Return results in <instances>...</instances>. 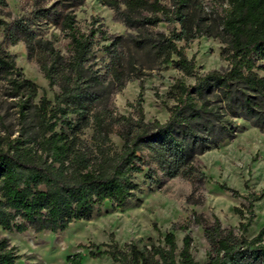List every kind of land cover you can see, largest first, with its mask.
<instances>
[{
    "label": "trees",
    "instance_id": "1",
    "mask_svg": "<svg viewBox=\"0 0 264 264\" xmlns=\"http://www.w3.org/2000/svg\"><path fill=\"white\" fill-rule=\"evenodd\" d=\"M98 1L114 9L126 33H109L97 19L83 29L72 4L62 0L10 21L0 16V75L16 97L20 123L16 136L0 135V264L20 257L1 230L62 231L99 214L105 202L119 208L139 203L140 174L150 181L157 172L200 181L196 157L236 136L234 118L264 130V0H226L210 9L203 0ZM6 7L0 0L1 13ZM41 24L59 28L68 39L65 53ZM201 35L226 44V69L196 73L179 43ZM19 41L49 87H57L53 100L42 94L35 101L39 86L6 48ZM162 64L195 77L193 84L176 79L169 86L167 119L147 121L140 96L132 113H120L114 94ZM251 220L240 221L236 232L215 217L204 227L210 248L202 262L191 253V236L185 233L178 249L173 230L157 241L149 236L122 246L112 240L102 243L104 249L94 245L89 254H107L119 264H264V226L249 238ZM67 262L81 264V255Z\"/></svg>",
    "mask_w": 264,
    "mask_h": 264
},
{
    "label": "rangeland",
    "instance_id": "2",
    "mask_svg": "<svg viewBox=\"0 0 264 264\" xmlns=\"http://www.w3.org/2000/svg\"><path fill=\"white\" fill-rule=\"evenodd\" d=\"M6 1L7 7L3 13L0 12V16L10 21L16 16L29 14L36 5H49L56 0ZM62 1L72 4L76 20L85 30L94 19H97L95 25L100 24L112 34H124L128 30L121 21L115 19L114 9L98 0ZM220 4L225 5L226 0H203L207 9ZM165 26L162 23L158 28L164 29ZM41 28L47 36L51 33L54 35L52 39L55 46L65 53L68 39L59 28L52 24H41ZM1 41L3 36L0 33ZM179 45L184 46L198 74L214 69L224 70L228 66L226 44L217 37L201 35L187 44L180 42ZM6 48L15 55L17 68L39 86L35 101L42 94L53 100L58 89L49 87L26 44L19 41ZM97 55L101 57L103 52ZM259 74L264 76V71H259ZM176 79L186 84L195 81L194 76H187L176 68L162 64L145 72L141 78L127 81L114 94V104L120 113L129 114L133 112L131 104L140 96L145 119L164 122L169 114L168 107L173 103L167 91ZM233 124L236 127L233 139L196 157V165L204 174L200 181L181 176L166 177L161 172H157L154 180L150 181L140 174L137 177L141 184L139 203L133 200L126 207L119 208L105 202L99 214L89 220L72 222L62 231H37L31 226L21 232L1 230L20 254L15 264H69L67 257L76 253L81 255V264H119L107 254L92 257L89 251L96 249L94 245L104 249L106 246L102 243L112 240L120 246L149 236L157 241L168 230H173L178 249L182 247L183 236L188 233L191 236V253L195 260L202 262L210 248L204 227L212 224L215 217L224 228H233L236 232L240 221L252 217L245 235L249 238L256 235L264 226V130L242 118H234ZM19 127L16 97L10 96L9 84L1 74L0 135L14 137ZM113 139L117 145L121 144L117 136H113ZM148 167L150 163L146 169ZM235 208H239L243 216ZM180 225H186L187 228L182 229Z\"/></svg>",
    "mask_w": 264,
    "mask_h": 264
}]
</instances>
